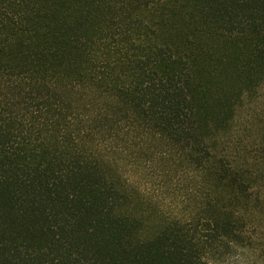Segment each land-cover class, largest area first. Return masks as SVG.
<instances>
[{"label":"trees","instance_id":"obj_1","mask_svg":"<svg viewBox=\"0 0 264 264\" xmlns=\"http://www.w3.org/2000/svg\"><path fill=\"white\" fill-rule=\"evenodd\" d=\"M262 82L264 0H0V264H264L215 150Z\"/></svg>","mask_w":264,"mask_h":264},{"label":"rangeland","instance_id":"obj_2","mask_svg":"<svg viewBox=\"0 0 264 264\" xmlns=\"http://www.w3.org/2000/svg\"><path fill=\"white\" fill-rule=\"evenodd\" d=\"M236 116L231 129L218 135L219 143L215 148L219 155L227 156L236 166L243 167L254 179V194L260 189L263 193L264 186V82L256 91L246 93L236 106ZM129 151H145L148 149L163 152L157 156V167L162 172L173 169L175 161L174 151L169 152V147L164 143L146 141H127L119 143ZM164 151L166 152L164 154ZM174 162V163H173ZM135 193V192H134ZM143 207L150 211L155 221L166 219L167 213L156 209L151 202L135 193ZM258 229L264 234V217L258 220Z\"/></svg>","mask_w":264,"mask_h":264}]
</instances>
